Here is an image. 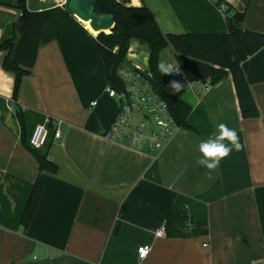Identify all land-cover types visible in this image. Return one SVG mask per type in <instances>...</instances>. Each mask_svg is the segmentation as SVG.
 <instances>
[{
  "label": "crops",
  "instance_id": "0c3cea01",
  "mask_svg": "<svg viewBox=\"0 0 264 264\" xmlns=\"http://www.w3.org/2000/svg\"><path fill=\"white\" fill-rule=\"evenodd\" d=\"M119 1L148 6L164 33L227 32L213 0ZM228 1L244 9L243 28L264 32V0ZM67 2L27 0L31 10L54 11L14 104V74L0 52V264H264V46L243 62L258 116H242L231 75L203 95L188 87L189 127L152 152L107 138L119 100L106 91L97 32ZM21 15L18 0H0V43ZM47 120L62 122V137L38 151L57 164L55 173L40 171L29 148L34 127ZM218 123L235 129L244 148H233L209 179L196 161ZM38 180L42 195L25 227ZM170 211L207 222L209 233L158 236ZM145 245L151 251L141 259Z\"/></svg>",
  "mask_w": 264,
  "mask_h": 264
},
{
  "label": "trees",
  "instance_id": "16d2710c",
  "mask_svg": "<svg viewBox=\"0 0 264 264\" xmlns=\"http://www.w3.org/2000/svg\"><path fill=\"white\" fill-rule=\"evenodd\" d=\"M221 1L223 0L217 4ZM226 2L227 32L174 34L162 31L154 14L146 5H127L119 0H96L98 13L114 15L115 26L112 31L101 32L96 36L105 62L108 84L117 89L124 87L117 68L128 60L130 39L136 37L148 44L151 52L150 71H145L144 74L147 75L153 89L167 101L180 127H189L187 117L193 107L185 97L186 88L183 87L179 93H172L170 78L157 70L161 53L169 47L174 49V60L191 81L209 80L213 86L231 75L242 116H258L259 109L243 69V62L264 46V32L243 28L244 9H233L229 1ZM18 5L24 14L21 24L18 29L15 26V33L11 38L0 43V52L3 53L2 66L14 74L12 104L16 101L22 76L30 72L37 60L42 30L54 11V9L31 10L27 7V0H18ZM66 8L68 9L67 4ZM115 47H118L117 50ZM16 113L24 125V109L20 105H16ZM29 148L39 164L40 171L53 173L58 171L57 164L52 160L41 155L39 150ZM42 191V183L38 180L21 217L23 226L27 227L31 223ZM165 230L166 235L170 237H195L207 235L209 225L207 222H193L185 215L170 211L166 218Z\"/></svg>",
  "mask_w": 264,
  "mask_h": 264
},
{
  "label": "built area",
  "instance_id": "2783aa9c",
  "mask_svg": "<svg viewBox=\"0 0 264 264\" xmlns=\"http://www.w3.org/2000/svg\"><path fill=\"white\" fill-rule=\"evenodd\" d=\"M216 3L220 0H213ZM224 15L228 8L226 0L217 4ZM118 47H115L117 50ZM1 59V57H0ZM178 64L175 60L168 62ZM179 73L168 75L171 81L175 80L185 88H195L207 93L212 84L206 81H191L182 70ZM146 70L134 64L130 58L123 62L117 72L124 82V87L117 89L108 84L106 91L119 100V110L110 125L107 138L112 141L122 142L135 148H144L148 151L157 152L168 139L176 133L180 126L175 120L169 104L156 92L150 84ZM12 103V101H11ZM94 101L92 104H95ZM60 120H47L36 124L29 140V146L40 150L49 141L50 137L61 138L63 134ZM158 236L166 235L165 228L157 230ZM151 251L150 245L140 246L138 254L141 259L148 256Z\"/></svg>",
  "mask_w": 264,
  "mask_h": 264
},
{
  "label": "clouds",
  "instance_id": "9594fccd",
  "mask_svg": "<svg viewBox=\"0 0 264 264\" xmlns=\"http://www.w3.org/2000/svg\"><path fill=\"white\" fill-rule=\"evenodd\" d=\"M157 70L168 75L181 71L180 65L167 63L163 60L158 62ZM183 87V84L175 80L170 83L172 93H179ZM224 141H228L229 144H225ZM233 148L236 151H242L244 148V145L240 143L238 133L235 129H230L225 123H218L216 133L207 140L200 142L199 151L202 156L196 162L208 170L207 175L211 179L212 173L217 169L220 161L229 156Z\"/></svg>",
  "mask_w": 264,
  "mask_h": 264
},
{
  "label": "water",
  "instance_id": "95a60500",
  "mask_svg": "<svg viewBox=\"0 0 264 264\" xmlns=\"http://www.w3.org/2000/svg\"><path fill=\"white\" fill-rule=\"evenodd\" d=\"M95 4L96 0H68L67 2L68 9L82 22L89 21L91 28L97 31V35L101 32H111L115 26L114 15L112 13H98ZM23 15L22 13L16 22L17 29L21 24ZM127 57L134 64L150 71V48L140 38L133 37L130 39Z\"/></svg>",
  "mask_w": 264,
  "mask_h": 264
},
{
  "label": "rangeland",
  "instance_id": "374dc122",
  "mask_svg": "<svg viewBox=\"0 0 264 264\" xmlns=\"http://www.w3.org/2000/svg\"><path fill=\"white\" fill-rule=\"evenodd\" d=\"M174 54H175L174 49L172 47H169L161 53V60H163L167 63L173 62L174 61ZM190 89H192V87H190Z\"/></svg>",
  "mask_w": 264,
  "mask_h": 264
},
{
  "label": "bare ground",
  "instance_id": "6f19581e",
  "mask_svg": "<svg viewBox=\"0 0 264 264\" xmlns=\"http://www.w3.org/2000/svg\"><path fill=\"white\" fill-rule=\"evenodd\" d=\"M87 23H88V24H90V22H89V21H87ZM93 32H97V31H93Z\"/></svg>",
  "mask_w": 264,
  "mask_h": 264
}]
</instances>
